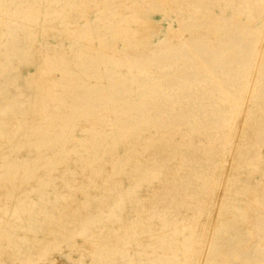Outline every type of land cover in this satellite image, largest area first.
<instances>
[{
	"label": "rangeland",
	"instance_id": "374dc122",
	"mask_svg": "<svg viewBox=\"0 0 264 264\" xmlns=\"http://www.w3.org/2000/svg\"><path fill=\"white\" fill-rule=\"evenodd\" d=\"M263 37L264 0H0V264H264Z\"/></svg>",
	"mask_w": 264,
	"mask_h": 264
},
{
	"label": "bare ground",
	"instance_id": "6f19581e",
	"mask_svg": "<svg viewBox=\"0 0 264 264\" xmlns=\"http://www.w3.org/2000/svg\"><path fill=\"white\" fill-rule=\"evenodd\" d=\"M32 17V16H31ZM263 35V34H262ZM263 39H264V37H263ZM243 112V111H242ZM243 114V113H242ZM241 115V114H240ZM243 116V119H242V121H241V123H240V125L238 126L239 127V134H242V129H243V127L244 126H246V124H247V121H246V119H245V117H244V114L242 115ZM240 119H241V117H240ZM239 119V120H240ZM239 123V122H238ZM238 127H237V129H238ZM236 132H237V130H236ZM236 137H238L239 138V136H238V134L236 135ZM229 159V158H228ZM231 160V159H230ZM231 162V161H230ZM223 181V180H222ZM225 182H226V180H225ZM224 182V183H225ZM223 186V185H222ZM225 186H226V183H225ZM225 186H224V190H223V196L225 195ZM223 188V187H222ZM222 195V194H221ZM70 198H71V196H69ZM221 197V196H220ZM223 198V197H222ZM222 198H219L220 200L222 199ZM64 199H66L67 200V197H65ZM73 199V198H72ZM69 200H71V199H69ZM73 202V201H72ZM219 202V201H218ZM220 204V203H219ZM72 206V205H71ZM70 207V206H69ZM22 208H26L25 207V205H23L22 206ZM63 208V207H62ZM81 208V207H80ZM79 208V209H80ZM58 209V208H57ZM60 209V211H61V208H59ZM78 209V210H79ZM84 208L82 207V210H83ZM24 211V210H23ZM30 211V210H29ZM31 212H32V210H31ZM64 212H65V210H64ZM78 212H80V210L78 211ZM62 215V214H61ZM4 220V219H3ZM244 222V221H243ZM245 222H247V221H245ZM193 225V224H192ZM190 227H191V225H190ZM211 227V226H210ZM196 228V227H195ZM213 228V227H212ZM191 230H192V227H191ZM211 231V230H210ZM101 232L102 231H100V234H99V238H93L92 239V241H91V243H92V246H93V251H92V264H102L103 262H104V257H105V253L102 251V249H103V247H104V243H105V241L103 240V237L101 236ZM193 233V232H192ZM211 236H212V234H209V240L206 242V246H209V244L211 245V248L212 249H214V247L212 246V243H211ZM45 237H46V239H47V237H48V234L47 235H45ZM21 240H23V239H26L27 241H29V242H32V243H35V245L37 244V245H39V248L40 249H42V247L40 246V244L41 243H43L44 241H46V239H43V240H40L39 238H38V236L36 235L34 238H27V237H24V238H20ZM105 239H106V237H105ZM206 240H207V238H206ZM47 242V241H46ZM204 245V246H205ZM207 248H210V247H207ZM202 260V259H201ZM199 264H207V261H205V260H202V261H200V262H198Z\"/></svg>",
	"mask_w": 264,
	"mask_h": 264
}]
</instances>
